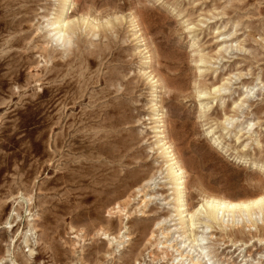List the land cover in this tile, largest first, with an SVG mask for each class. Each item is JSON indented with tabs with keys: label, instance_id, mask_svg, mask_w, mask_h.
I'll list each match as a JSON object with an SVG mask.
<instances>
[{
	"label": "rangeland",
	"instance_id": "374dc122",
	"mask_svg": "<svg viewBox=\"0 0 264 264\" xmlns=\"http://www.w3.org/2000/svg\"><path fill=\"white\" fill-rule=\"evenodd\" d=\"M58 2L0 0V264H264V211L191 249L158 144L192 210L264 193V0H71L56 45Z\"/></svg>",
	"mask_w": 264,
	"mask_h": 264
},
{
	"label": "bare ground",
	"instance_id": "6f19581e",
	"mask_svg": "<svg viewBox=\"0 0 264 264\" xmlns=\"http://www.w3.org/2000/svg\"><path fill=\"white\" fill-rule=\"evenodd\" d=\"M71 0H59L56 14L54 15V23L50 26L55 25L56 28L52 31H56V34L61 35L58 40H56V45L59 42H63L64 40H68L70 35L74 34L76 31V27L78 26L74 20L71 19L69 16L64 17L61 15L62 10L69 5ZM82 22H86V19L83 18ZM94 27V26H93ZM95 28V27H94ZM44 53H47L46 48L43 50ZM48 61V60H47ZM156 87L157 81L153 82ZM216 91V88L213 89ZM204 97V93H201ZM161 110L159 104H155L153 106L152 113L156 114ZM165 125V117L161 116L157 126L154 127V130L163 128ZM159 133V132H157ZM159 144V152L164 158L167 160V177L170 180L169 187L167 191H170L171 202L176 205L175 211V222L174 226H181L183 229L184 234H189L187 241H189V246L191 249H197L200 253L205 251L203 246L204 237L202 236V232L204 230L210 229L212 226L211 224H216L220 219L225 218L226 216L234 217L236 214H247L252 215L254 210H258V212L264 211V193L257 195L254 198L248 200H241L237 202H231L221 198H214L211 196H207L202 200L200 205L197 209L192 210L188 203V190L186 185V172L182 169L179 165L177 158L172 151V148L169 146V142L167 138H162L161 141L158 142ZM239 157V156H238ZM142 192V191H141ZM202 198V197H201ZM118 206V205H117ZM115 209H119V206ZM166 219V218H165ZM161 223L155 224V230L161 228ZM101 230V229H100ZM195 230H201V232H194ZM33 231V230H32ZM103 232V231H102ZM97 233V231H96ZM164 235L163 238L167 237V233L162 231L161 233ZM200 234V235H199ZM102 235L106 236L103 232ZM156 236V235H155ZM154 232L151 233L150 237L148 238V242L154 240ZM156 239V238H155ZM154 242V241H153ZM148 244V243H147ZM152 245V244H151ZM156 245V244H155ZM160 246V247H159ZM161 254V259L165 260L168 256V251H173L172 253L177 254L174 260L170 264H184L183 261L186 259L189 260V264H200L198 261H195L193 258H188L189 253L185 252V249H181V247H177V245H171L170 243H159L156 245ZM184 248V246H183ZM190 249V250H191ZM28 252V251H27ZM31 254V253H29ZM174 256V255H173ZM177 261V262H176Z\"/></svg>",
	"mask_w": 264,
	"mask_h": 264
}]
</instances>
